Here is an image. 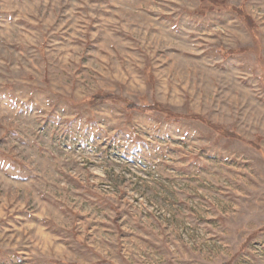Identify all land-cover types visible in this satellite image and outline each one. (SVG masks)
Here are the masks:
<instances>
[{"label":"rangeland","instance_id":"obj_1","mask_svg":"<svg viewBox=\"0 0 264 264\" xmlns=\"http://www.w3.org/2000/svg\"><path fill=\"white\" fill-rule=\"evenodd\" d=\"M263 226L264 0H0V264H264Z\"/></svg>","mask_w":264,"mask_h":264},{"label":"trees","instance_id":"obj_2","mask_svg":"<svg viewBox=\"0 0 264 264\" xmlns=\"http://www.w3.org/2000/svg\"><path fill=\"white\" fill-rule=\"evenodd\" d=\"M201 2L202 1H210V2H212V3H215V0H200ZM233 9H235V11H237L238 13H241V10H239V9H236V8H233ZM245 19H246V22L247 23H249V19L247 18V17H245ZM112 99H115V100H121V101H123L124 103H125V105L127 106V108H129V109H133V110H137V111H146V110H149V109H153L154 108V110H157V111H161V112H163L164 114H165V117L166 118H171L172 120L174 119L175 120V116H176V114L175 113H173V112H171L170 110H167V109H159V108H157L156 107V104L155 105H144V106H142V105H138V104H135V103H133V102H131V101H129V100H126V99H123V98H121V99H117V96H115V94H113V93H101V92H96V93H94L92 96H91V98H90V101L93 103V102H98V101H105V100H112ZM173 117V118H172ZM199 120H201L200 118H199ZM202 121V120H201ZM202 122H204V121H202ZM204 123H207L208 125H210L213 129H218V126H214V125H212L211 123H208L207 121H205ZM220 134H222V135H224V136H227V137H232V135L230 136L227 132H220ZM235 137V136H234ZM236 138L238 139V137L236 136ZM242 140V139H241ZM245 141V140H244ZM248 142H250V141H248ZM262 229H264V226L262 227Z\"/></svg>","mask_w":264,"mask_h":264}]
</instances>
